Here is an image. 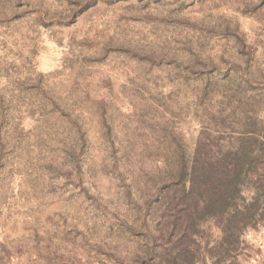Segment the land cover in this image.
Wrapping results in <instances>:
<instances>
[{
    "label": "rangeland",
    "instance_id": "1",
    "mask_svg": "<svg viewBox=\"0 0 264 264\" xmlns=\"http://www.w3.org/2000/svg\"><path fill=\"white\" fill-rule=\"evenodd\" d=\"M203 110H264V0H0V264H127L147 193L124 192L123 150ZM243 240L264 264V227Z\"/></svg>",
    "mask_w": 264,
    "mask_h": 264
},
{
    "label": "trees",
    "instance_id": "2",
    "mask_svg": "<svg viewBox=\"0 0 264 264\" xmlns=\"http://www.w3.org/2000/svg\"><path fill=\"white\" fill-rule=\"evenodd\" d=\"M178 121L166 118L146 144L125 146L120 184L127 196L147 195L119 227L140 226L144 243L113 248L127 264H206L205 255L238 264L245 232L264 227V110H203L191 136ZM71 136L68 155L80 167L75 145L84 135L75 120ZM62 264L91 263L70 253Z\"/></svg>",
    "mask_w": 264,
    "mask_h": 264
}]
</instances>
